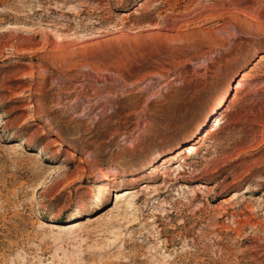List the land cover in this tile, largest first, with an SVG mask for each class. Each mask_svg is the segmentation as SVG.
Instances as JSON below:
<instances>
[{
  "label": "rangeland",
  "instance_id": "374dc122",
  "mask_svg": "<svg viewBox=\"0 0 264 264\" xmlns=\"http://www.w3.org/2000/svg\"><path fill=\"white\" fill-rule=\"evenodd\" d=\"M261 55L264 0H0V264H264Z\"/></svg>",
  "mask_w": 264,
  "mask_h": 264
},
{
  "label": "bare ground",
  "instance_id": "6f19581e",
  "mask_svg": "<svg viewBox=\"0 0 264 264\" xmlns=\"http://www.w3.org/2000/svg\"><path fill=\"white\" fill-rule=\"evenodd\" d=\"M262 61H264V55H261L260 57H259V59H258V62H262ZM246 78V73H243L241 76H240V80L235 84V86H234V88L233 89H237V88H239L240 86H241V81H243L244 79ZM193 149H195V146L194 145H192L191 147H188V148H186L185 149V152H186V156H189V155H191V154H193ZM195 151H196V149H195ZM162 160H163V162H167V163H169L170 162V160L172 159H175V157L174 156H172V155H169V156H166V157H163V158H161ZM183 161H184V159H183ZM165 173L166 172H162V176L163 177H165ZM105 178H107L106 176H105ZM166 178V177H165ZM147 187V185L146 184H144V185H142V187H141V189L140 190H142L143 191V189L145 190V188ZM137 190L138 189H125V190H122V191H119V192H117V193H114V200H115V205L119 202V201H126V200H128V198H130L129 199V201H127V203H126V208H129L130 209V207H132V205H133V203H134V200H136V199H138V197L139 196H136V194H138L137 193ZM235 195H237L236 194V192H234L233 194H232V198H235ZM225 200H223V202H224ZM133 208V207H132Z\"/></svg>",
  "mask_w": 264,
  "mask_h": 264
}]
</instances>
